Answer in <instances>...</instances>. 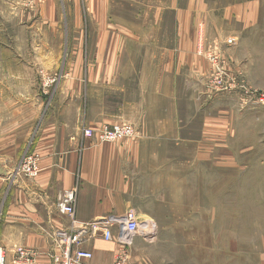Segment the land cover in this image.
Wrapping results in <instances>:
<instances>
[{"label":"crops","instance_id":"crops-1","mask_svg":"<svg viewBox=\"0 0 264 264\" xmlns=\"http://www.w3.org/2000/svg\"><path fill=\"white\" fill-rule=\"evenodd\" d=\"M257 4L45 0L25 8V0H0V247L5 264H51L54 232L71 228L73 220L78 226L122 215L134 204L130 198L154 195L149 179L141 178L151 170L141 167L135 152L139 140L99 143L85 137L82 127L126 121L137 134L157 131L167 116L154 102L168 99L167 86L177 79L197 77L204 63L196 54L207 34L237 35L241 21L255 19ZM224 22H234L235 28ZM46 72L58 74L49 103L35 88ZM25 152L40 156L36 178L17 172ZM67 189H76L73 217L57 207ZM135 213L140 223L146 221ZM140 244L135 236L131 257ZM84 248L93 254L90 264H114L115 239L98 233ZM17 249L30 256L19 259Z\"/></svg>","mask_w":264,"mask_h":264},{"label":"rangeland","instance_id":"rangeland-1","mask_svg":"<svg viewBox=\"0 0 264 264\" xmlns=\"http://www.w3.org/2000/svg\"><path fill=\"white\" fill-rule=\"evenodd\" d=\"M257 1L255 19L241 21L237 35L207 34L197 77L177 79L169 98L154 102L167 123L118 141L142 143L135 152L151 172L141 178L154 192L130 198L146 219L130 264H264V0ZM46 77L56 81L35 88L49 103L58 74Z\"/></svg>","mask_w":264,"mask_h":264},{"label":"built area","instance_id":"built-area-1","mask_svg":"<svg viewBox=\"0 0 264 264\" xmlns=\"http://www.w3.org/2000/svg\"><path fill=\"white\" fill-rule=\"evenodd\" d=\"M45 0H25L26 6H34ZM55 78L46 77L43 84L48 86ZM85 137L94 138L99 143H114L132 139L135 136L134 127L127 122H118L99 128L82 127ZM40 156L36 152H25L20 160L17 172L27 178H36L40 173ZM76 189H67L57 198V207L62 214L74 215L73 203ZM69 229L57 230L53 234V245L56 251L50 254L51 264H90L93 254L84 248V243L100 233L105 240L115 239L117 252L114 264H130L129 247L138 234L140 222L133 209H128L119 216H108L101 220L74 225ZM115 231V233H114ZM19 259L25 260L30 253L23 249L16 250ZM6 263V256L0 247V264Z\"/></svg>","mask_w":264,"mask_h":264}]
</instances>
